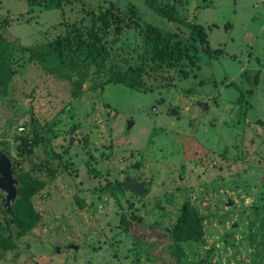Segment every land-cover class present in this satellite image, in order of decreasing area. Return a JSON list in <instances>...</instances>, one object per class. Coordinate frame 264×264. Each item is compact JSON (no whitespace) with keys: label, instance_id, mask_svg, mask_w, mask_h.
Wrapping results in <instances>:
<instances>
[{"label":"rangeland","instance_id":"374dc122","mask_svg":"<svg viewBox=\"0 0 264 264\" xmlns=\"http://www.w3.org/2000/svg\"><path fill=\"white\" fill-rule=\"evenodd\" d=\"M36 1L0 0V39L14 43L11 83L0 85V148L16 177L42 181L31 195L38 221L18 248H0V264H264L262 1L154 0L201 25L213 56L196 31L144 0ZM111 6L187 43L172 85L109 81L83 61L86 50L67 52L57 76L25 50ZM108 47L124 66L150 57L138 28L118 40L113 32ZM25 140L30 151L18 147ZM125 176L149 191L115 195L107 184ZM183 202L199 217V240L170 233ZM3 203L0 192V235Z\"/></svg>","mask_w":264,"mask_h":264},{"label":"trees","instance_id":"16d2710c","mask_svg":"<svg viewBox=\"0 0 264 264\" xmlns=\"http://www.w3.org/2000/svg\"><path fill=\"white\" fill-rule=\"evenodd\" d=\"M45 8H60L63 0H37ZM144 3L169 21L183 25L197 32L203 50L210 56L214 51L206 45L204 29L181 15L171 7L161 8L154 0H144ZM138 28L143 41L150 51V57L143 62H128L126 66L111 58L108 42L113 32L116 38L127 29ZM14 43L6 38L0 39V85L5 91L11 83V74L14 71L11 62ZM25 50L36 58L57 76H66L64 65L66 54L71 51L86 50L83 61L94 64L95 71L105 72L109 81L121 82L138 89L152 90L159 86L172 85L176 71L180 69L181 61L189 57L188 45L177 31H164L151 23H141L138 15L123 13L115 7H109L100 13H91L90 21L82 19L72 22L66 27L63 34L40 45H28ZM245 91H241L239 103L245 113ZM20 149L30 151L28 141L19 145ZM13 168V161H12ZM13 174L16 177L14 170ZM18 197L11 205L10 213L4 211L8 224L7 234L0 235V248H18V238L28 232L38 221L39 215L32 206L31 195L42 186V181L26 174L24 180L16 177ZM109 189L117 195L118 191L125 190L123 181L115 186L108 183ZM150 189V188H149ZM5 199V198H4ZM3 207V204H2ZM174 239L199 240L202 236L199 217L188 202H183L178 223L170 229Z\"/></svg>","mask_w":264,"mask_h":264},{"label":"water","instance_id":"95a60500","mask_svg":"<svg viewBox=\"0 0 264 264\" xmlns=\"http://www.w3.org/2000/svg\"><path fill=\"white\" fill-rule=\"evenodd\" d=\"M170 113L172 115H176L177 109L175 107H172ZM123 188L137 195H142L149 191V187H147L143 181H138L130 176H125L123 180ZM0 192L4 195L5 198L3 203L4 211L9 214L11 211V205L18 197L17 179L13 174L12 158L1 148Z\"/></svg>","mask_w":264,"mask_h":264},{"label":"built area","instance_id":"2783aa9c","mask_svg":"<svg viewBox=\"0 0 264 264\" xmlns=\"http://www.w3.org/2000/svg\"><path fill=\"white\" fill-rule=\"evenodd\" d=\"M262 1V4L264 5V0H261Z\"/></svg>","mask_w":264,"mask_h":264}]
</instances>
